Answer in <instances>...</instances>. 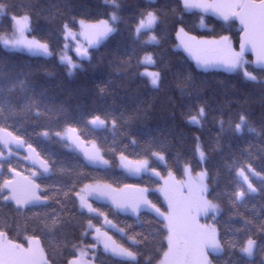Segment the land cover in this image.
<instances>
[{"label":"snow or ice","instance_id":"6c2138e0","mask_svg":"<svg viewBox=\"0 0 264 264\" xmlns=\"http://www.w3.org/2000/svg\"><path fill=\"white\" fill-rule=\"evenodd\" d=\"M105 4L113 9L109 18L99 20L96 24L86 23L82 19L79 21V32L73 31L77 21L71 12L68 13L62 26L56 28L57 35L62 33L65 41L59 54L42 37L30 41L19 38L25 31H35L40 26L41 19L48 30H52L56 18L44 16L42 10H28L23 15L15 12L11 15L14 31L12 35L0 36V43L5 48L21 47L29 53L39 52L45 58L55 59L58 55V65L71 77L80 70L77 60L68 55L73 42L80 41L81 38L87 41V47L83 42L76 43L75 53L81 62L85 59L90 61V49L121 32L120 25L125 21L117 14V10L122 6L116 0H105ZM16 7L6 2L0 3V15L7 16ZM143 9L138 12V20L133 19L127 24L130 40L125 54L128 59L122 62L132 68L135 61L134 67L137 70L147 66L158 70L133 72L134 76L138 74L141 80L150 84L151 89L157 91L164 78V69L160 67L155 54L146 51L148 42L140 40L142 30H154L153 26L160 28L161 25H167L170 18L173 24L182 23L181 19L175 18L178 11L182 14L192 9H211L225 21L230 17L239 21V50H235L227 35H220L212 40L188 37L187 41H182L185 49L195 53L197 67L204 71L220 69L244 84H260L261 103L264 104V0H259L258 3L256 0H217L213 3H206L204 0H155L154 3L144 5ZM34 18L37 21L36 27H33ZM182 33L184 29L180 28L177 36ZM150 41L156 45L160 43L155 36ZM141 51L144 52L142 56ZM249 51L254 60L245 58ZM97 87L101 97L107 93L106 87ZM38 105L39 101L31 97L23 104L14 102L0 88V170L7 165V173L19 176L11 158L21 150L27 153L21 159L30 162L34 169L30 173L32 179H26L23 186L9 178H4L0 183V203L5 206L14 203L16 214L25 219L22 231L30 232L25 237L27 247L22 244L0 243V264H92L87 258L89 252L98 251L101 242L105 253H110L114 258L113 264H140L137 259L139 246L148 240V235L136 232L134 225L140 224L141 217L145 214L151 217L149 223L155 229L149 233L153 241L157 236H162L167 241V251L164 252L161 264H252L257 249L264 253V203L259 210H251V215L234 212L224 222L227 229L222 227L220 219L225 201L233 209L246 206L248 198L259 196L264 201V148L259 156V166L252 153L242 149V159L235 154L230 155L213 175L208 167L209 156L200 143V138L196 137L195 153L183 162L186 179L177 180L171 170L167 178H164L157 168L161 163L167 166L172 145L152 135L150 130L133 129L134 122L148 118L150 105L147 108L138 106L130 115L124 111L117 113L112 108L89 110L78 106L75 110H69L63 105H45L47 113H56L59 117L55 128L50 125H33L29 130L23 125L18 126L17 118L32 108H38ZM184 115L187 117L186 123L202 126L208 113L206 107L201 105L193 114V106L190 104ZM35 116L40 117L41 112L37 110ZM219 123L221 136L229 133L239 135L245 127H248L249 132H256L244 113L238 114L237 120L230 121L228 128H225L223 120ZM233 123L234 128L231 127ZM38 127H43L44 130L37 131ZM98 132H110L111 142L107 135L101 137L97 135ZM53 135L68 150L69 155L79 158L83 154L81 169L91 168L92 171L103 170L109 173L115 168V160H119L129 174L150 172L152 176L163 179V185L155 190L130 183H124L121 187L117 179V186L113 187L110 183L101 182L98 176H93L90 172L70 170L59 156L54 159L56 154L47 151L40 143L41 138L50 139ZM85 144L88 147H84ZM129 146L141 148L137 152V156L141 158L135 161L128 159L125 153ZM5 150L8 152L7 156L4 155ZM102 151L111 154L112 162L103 158ZM180 159L178 154L177 165ZM194 161L196 167H203L192 175ZM70 171V180L55 186L48 183V178L52 175H63ZM7 173L4 175L7 176ZM184 188H187V196L181 194ZM154 191H158L167 202L166 211L162 210L163 205L158 200L150 198L154 196ZM98 201H103V205L96 206ZM53 205H59L60 211ZM37 207L50 208L51 211L36 212L34 209ZM69 214L71 219L67 218ZM119 215L133 218V223L118 227L113 221ZM200 217L204 218V223H200ZM11 227L9 223L0 224L2 229ZM19 227L17 225L18 229ZM102 228L115 230V233L125 238L124 242L117 243ZM63 231H67V235L62 249L48 255V249L42 247L45 240ZM4 236L5 232L0 231V241ZM89 236H92L91 240ZM225 250H230V254H235L238 250L248 260L222 262ZM260 264H264V259Z\"/></svg>","mask_w":264,"mask_h":264},{"label":"trees","instance_id":"16d2710c","mask_svg":"<svg viewBox=\"0 0 264 264\" xmlns=\"http://www.w3.org/2000/svg\"><path fill=\"white\" fill-rule=\"evenodd\" d=\"M4 2L17 7L7 16L0 15V32L12 30L13 24L10 17L15 12L23 15L28 10H42L44 16L55 17L56 23L52 25L51 31L48 30L43 19L39 21L40 26L36 27L37 21L34 18L33 27H36V30L27 33L35 36L36 39L44 38L51 44L55 53L60 52L65 42L62 33L57 35L56 28L62 26L64 18L68 16L69 12L77 21L74 28L77 29L78 21L108 19L109 14L113 11L111 6L105 4V0H0V3ZM154 2L155 0H116V3L122 6L120 10H117V14L125 21L120 25V34L102 41L99 46L90 49V61L85 59L81 62L73 53L74 49L71 50L69 52L71 56L80 63V70L71 77L58 65V55L55 59L45 58L43 54L5 48L0 43V88L14 102L23 104L28 101L29 97L39 101L38 108H32L17 118L18 126L23 125L29 130L33 125H50L55 128V122L59 117L56 113H47L45 105H63L69 110H75L78 106L86 107L89 110L112 108L117 113L124 111L129 115L134 113L138 106L147 108L150 105L148 118L134 122L133 129L150 130L152 135L172 145L166 161L167 166L161 163L157 168L163 175H167L171 170L176 179L183 176V162L185 159H190L195 153L196 137L200 138V143L209 156L208 167L213 175L230 155L235 154L242 159V149L250 151L259 166V156L261 149L264 148V104L261 103V85L244 84L232 74L220 69L204 71L196 66L193 59L188 58L189 56L182 48L177 47L176 31L182 27L184 31L197 37L217 38L220 35H227L231 38L235 49H238L240 28L234 18L225 21L211 13L192 9L182 14L179 11L176 13L175 18L181 19L182 23L173 24L170 18L167 25H161L160 28L153 26L154 30H142L143 35L140 40L148 42L146 51L154 53L160 62V67L164 69L163 83L158 91L151 89L150 84H147L146 80H141L138 74L133 75V72H143L146 68L154 71H157V68L147 66L137 70L134 67L135 61H133L132 68L122 62L128 59L125 54L130 40L127 24L133 19H139L138 12L144 10V5ZM151 33L160 41L159 45L151 43L149 40ZM140 55H144V52L141 51ZM246 59L251 60L249 55H246ZM97 85L107 88V93L102 97L98 95ZM190 104L193 106V114L199 106L206 107L208 115L203 120L202 126L186 123L187 117L184 113L188 111ZM37 110L41 112V116L38 118L35 116ZM241 113L247 114L249 123L256 132H249L248 127H245L239 135L229 133L221 136L219 122L223 120L225 128H228L230 121L237 120L238 114ZM231 127L234 128V123L231 124ZM43 130V127L37 128V131ZM97 135L101 137L107 135L111 142L110 132H98ZM81 138L83 139V137ZM89 139H92V136H89ZM40 143L47 151L56 154L54 159L59 156L68 169L90 172L91 175L98 176L101 182L110 183L114 187L117 186L115 182L117 179L120 186L130 183L147 186L152 190H155L161 182L160 178L152 176L151 173L129 174L117 166L118 160H115V168L109 173H105L103 170L92 171L91 168L81 169L82 154L79 158L69 155L68 150L62 146L56 136L53 135L50 139L41 138ZM139 151L141 148L129 146L125 154L130 158L139 159L141 158L137 156ZM101 154L112 162L113 158L110 153L102 151ZM178 154L181 159L177 165ZM11 159L15 170L29 172L31 169L30 164L22 160L21 156L15 155ZM196 159L198 160V157ZM7 167L5 165L3 170H0V183L4 178L11 176V173H7ZM201 167H196L195 161L192 164L193 171H198ZM4 173H7V176ZM71 178V171L63 175L57 173L48 178V183L55 186ZM159 194L158 191H154V196L150 198L158 200L159 204L163 205L162 210H166L167 205ZM103 203V201H98L96 206H102ZM262 203L264 201L257 196L248 198L246 206L241 205L233 209L225 201L223 215L220 218L222 227L227 229L224 222L228 221L234 212L251 215V210H259ZM52 207H55L58 212L60 211L59 205ZM15 208L13 203L10 206L0 203V224L9 223L12 225L8 229L0 228V231H4L11 240L24 243L27 241L25 237L30 232L22 231L25 219L16 214ZM34 211L44 212L51 211V209L37 207ZM61 215L64 213L61 212ZM67 218L71 219L70 214ZM150 220L151 217L145 214L141 217L142 222L134 225L136 232L148 235V240L139 246L137 259L140 264H155L167 248V241L164 237L157 236L153 241L152 236L149 235L155 230L149 223ZM113 222L117 223L118 227H123L125 223H133V218L119 215ZM17 225L20 226L19 229ZM108 231L118 243L124 242L125 238L121 237L119 233H115V230L108 229ZM65 235H67V231L57 232L45 240L42 247L48 249V255L62 249ZM89 239H92L91 236ZM125 246L127 245L125 244ZM236 259L247 261L248 257L242 256L238 250L235 254H230V250H225L221 257L222 262ZM262 259H264V253L257 249L252 258V264H260ZM95 260L98 264H113L114 258L111 254L98 248Z\"/></svg>","mask_w":264,"mask_h":264},{"label":"rangeland","instance_id":"374dc122","mask_svg":"<svg viewBox=\"0 0 264 264\" xmlns=\"http://www.w3.org/2000/svg\"><path fill=\"white\" fill-rule=\"evenodd\" d=\"M204 2H206V3H213V2H217V0H204ZM200 10H202V11H204V12H208V13H211L212 15H215V16H217V17H219L220 19H222V20H224L218 13H216V12H214L213 10H211V9H208V10H204V9H200ZM230 18H232V17H230ZM229 18V19H230ZM106 19V18H105ZM105 19H99V20H105ZM99 20H96V21H85L86 23H89V24H96L97 23V21H99ZM180 28H182V27H179L178 29H177V31L180 29ZM13 31H14V28L12 27V30L10 31V32H0V36H5V35H12V33H13ZM73 31H76V32H79L80 31V26H79V21H78V28L77 29H73ZM177 31H176V37H177V47L178 48H182V50H184L185 52H186V54L189 56L188 58H190V59H193V62L196 64V66H197V63H196V59H195V53L193 52V53H190L188 50H186L185 49V47H184V44L182 43V41H187V39H188V37H196V39L197 40H212V39H216V38H204V37H197V36H194V35H191V34H189V33H187L186 31H184V33H182L179 37L177 36ZM28 33V31H25V32H23V34L19 37L20 39H22V40H25V41H30V40H33V39H36L35 38V36H32V35H29V34H27ZM186 34V35H185ZM154 35L151 33L150 34V36H149V40H150V38L151 37H153ZM218 38V37H217ZM80 42H83V44H84V46L85 47H87V41L86 40H83V38H81V40L80 41H76V42H73L72 43V46H71V50H75V44L76 43H80ZM65 43V42H64ZM2 44V43H1ZM3 45V44H2ZM4 46V45H3ZM5 47V46H4ZM64 48V45H63V47H62V49ZM10 49H17V50H22V51H27V52H29L27 49H25V48H21V47H17V48H10ZM61 49V50H62ZM61 50H60V52H61ZM70 50V51H71ZM235 50H237V49H235ZM69 51V52H70ZM238 51V50H237ZM59 52V53H60ZM68 52V55H70L71 56V54ZM59 53H57V54H59ZM34 54H42V53H39V52H36V53H34ZM246 58V57H245ZM77 63H78V61H77ZM80 64V63H79ZM144 71H154V70H151V69H149V68H146V69H144ZM143 71V72H144ZM82 139V138H81ZM84 147H88V145L87 144H85L84 145ZM82 154V153H81ZM4 155L5 156H7L8 155V152H7V150H5V152H4ZM16 155H18V156H23V155H27V153L26 152H24L23 150H21L20 152H18ZM102 155V154H101ZM82 157H83V154H82ZM104 158V157H103ZM105 159V158H104ZM128 159H130V160H133V161H135V160H137V159H135V157L134 158H130V157H128ZM26 162H28V161H26ZM29 164H30V162H28ZM117 166H119L121 169H123V170H125L126 171V169H124L122 166H121V164H120V161L118 160V165ZM32 170H34V169H30L29 170V172H24V171H20V170H15L16 172H18L19 173V176H14L12 173H11V176L10 177H8L9 179H14V180H16L17 182H18V184L19 185H21V186H23L25 183H26V179H32V177H31V171ZM202 170V167L201 168H199L198 169V171L196 170V171H193L192 172V175H195V173L196 172H199V171H201ZM158 171V170H157ZM150 173V172H149ZM161 175H162V177H164V178H167V175H163L162 173H161ZM158 178H160V177H158ZM184 179H186V176H185V173L183 174V176L181 177V178H178L177 180H184ZM160 180H161V182H160V184H158V186L156 187V189L158 188V187H160V186H162L163 185V179H161L160 178ZM113 186V185H112ZM123 185H121V187H122ZM114 187V186H113ZM116 187V186H115ZM139 187H145V186H139ZM147 187V186H146ZM181 194L182 195H184V196H187L188 195V191H187V188H184L183 190H182V192H181ZM159 195H161V194H159ZM162 196V195H161ZM163 197V196H162ZM163 200H164V198H163ZM164 202L166 203V205H167V202L164 200ZM14 204V203H13ZM15 205V204H14ZM16 206V205H15ZM166 210H167V207H166ZM165 210V211H166ZM200 219V223H204L205 222V220H204V218L203 217H200L199 218ZM108 229L109 228H102V231H107L108 232V235H111V233L108 231ZM112 236V235H111ZM91 238H92V236H91ZM102 239V241H103V238H101ZM114 239V238H113ZM0 243H13V244H22L24 247H27L28 245H27V241L26 242H22V243H19V242H16V241H14V240H11V239H9L7 236H6V234H5V236H4V238H3V240L2 241H0ZM118 243V242H117ZM98 248L100 249V250H102V251H104V247H103V242H101L99 245H98ZM165 251H167V248H166V250ZM105 252V251H104ZM95 253H96V250H93L92 252H89V256L87 257L89 260H91L92 261V264H98V262L95 260ZM110 254V253H109ZM163 259H164V253L162 254V256L160 257V259L155 263V264H161V261H163Z\"/></svg>","mask_w":264,"mask_h":264},{"label":"water","instance_id":"95a60500","mask_svg":"<svg viewBox=\"0 0 264 264\" xmlns=\"http://www.w3.org/2000/svg\"><path fill=\"white\" fill-rule=\"evenodd\" d=\"M256 2L258 3L259 0H256ZM234 19H235V18H234ZM235 21H236V24L239 26V28H241V26H240V24H239V21L236 20V19H235ZM239 39H240V34H239ZM237 48H238V50H239V42H238V44H237ZM73 53L76 55L75 50H74ZM246 55H249L250 58H251V60H254V59H255L254 56L252 55V53H251L250 51H249Z\"/></svg>","mask_w":264,"mask_h":264}]
</instances>
